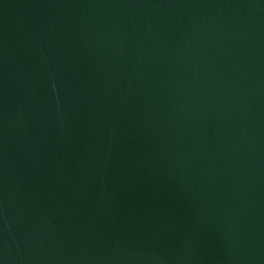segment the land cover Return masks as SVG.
I'll return each instance as SVG.
<instances>
[{
  "label": "water",
  "instance_id": "obj_1",
  "mask_svg": "<svg viewBox=\"0 0 264 264\" xmlns=\"http://www.w3.org/2000/svg\"><path fill=\"white\" fill-rule=\"evenodd\" d=\"M0 264H264V0H0Z\"/></svg>",
  "mask_w": 264,
  "mask_h": 264
}]
</instances>
